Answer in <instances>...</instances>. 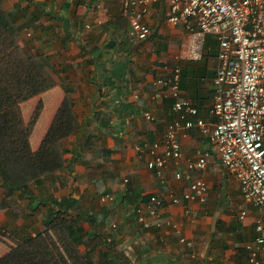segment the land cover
<instances>
[{"label":"crops","instance_id":"crops-1","mask_svg":"<svg viewBox=\"0 0 264 264\" xmlns=\"http://www.w3.org/2000/svg\"><path fill=\"white\" fill-rule=\"evenodd\" d=\"M170 6L152 1L153 33L132 39L121 0H0V264L246 261L264 209L244 205L208 135L196 127L182 138L186 158L210 152L193 174L210 181L206 202L184 198L190 179L175 175L185 160L171 158L163 176L148 166L178 117L155 83L169 68L181 67L182 95L213 122L219 42L209 35L202 58L181 59L189 28L169 20ZM153 195L165 204L144 228L136 208Z\"/></svg>","mask_w":264,"mask_h":264},{"label":"built area","instance_id":"built-area-1","mask_svg":"<svg viewBox=\"0 0 264 264\" xmlns=\"http://www.w3.org/2000/svg\"><path fill=\"white\" fill-rule=\"evenodd\" d=\"M152 1L121 0L122 11L130 21L132 39H146L153 33L144 19ZM170 2L169 20L175 24L184 22L190 33L178 54L181 59L202 58L209 35L219 42V65L213 78V122L200 116L198 105L182 95L181 67L169 68L155 83L168 89L178 117L168 124L161 142L154 143L148 166L156 175L163 176L171 158L185 160V170L175 175L190 179V191L184 198L206 202L208 183L193 174L207 168L210 152L199 151L197 157L186 158L182 148V138L198 127L216 145L222 166L239 180L244 205L264 209V0ZM145 116L154 118L149 111ZM170 196L173 202L183 199L173 193ZM164 204L165 198L153 195L145 207L136 208L135 217L148 228L149 217L159 215ZM246 214L242 206L239 215L243 218ZM255 230L254 239L245 246L246 261L241 264H264L262 219L256 221Z\"/></svg>","mask_w":264,"mask_h":264},{"label":"rangeland","instance_id":"rangeland-1","mask_svg":"<svg viewBox=\"0 0 264 264\" xmlns=\"http://www.w3.org/2000/svg\"><path fill=\"white\" fill-rule=\"evenodd\" d=\"M22 39L24 40V37H22ZM24 41H25V40H24ZM82 83L84 84V80H82ZM195 175L198 176V177H203L205 180H207L206 177L202 175V172H197V174H195ZM207 182H208V180H207ZM208 183H210V181H209ZM219 183H220V182H219ZM228 183H229V182H228ZM221 184H223V182H221ZM209 185H210V184H209ZM5 194H6V192H5ZM230 196L232 197V200H233L234 202H236L237 197H236V193H235L234 191L230 194ZM4 197H5V196H4ZM20 198H22V197L17 196L16 199H20ZM7 200H9L8 197H7ZM18 209H20V208H18Z\"/></svg>","mask_w":264,"mask_h":264},{"label":"trees","instance_id":"trees-1","mask_svg":"<svg viewBox=\"0 0 264 264\" xmlns=\"http://www.w3.org/2000/svg\"><path fill=\"white\" fill-rule=\"evenodd\" d=\"M0 178H4V176H3V173H2V170L0 169ZM6 182V181H5ZM7 183V182H6ZM7 184H9V186L10 187H12V188H16V187H14L12 184H10V183H7ZM18 188V187H17ZM124 198H126L127 199V197L125 196Z\"/></svg>","mask_w":264,"mask_h":264}]
</instances>
